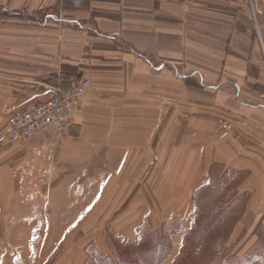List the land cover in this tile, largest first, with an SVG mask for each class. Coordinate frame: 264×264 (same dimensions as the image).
<instances>
[{"label":"crops","instance_id":"1","mask_svg":"<svg viewBox=\"0 0 264 264\" xmlns=\"http://www.w3.org/2000/svg\"><path fill=\"white\" fill-rule=\"evenodd\" d=\"M256 28L236 0H0V254L7 243L9 256L26 264L71 263L54 251L105 205L112 179L140 152L144 169L158 170L174 183V199L184 201L186 191L191 203L174 212L189 221L180 220L162 264H176L189 246L204 187L211 202L235 193L233 201L245 200L239 257L258 244L264 220L247 225L264 218V37ZM81 79L91 85L68 132L8 140L10 115ZM69 184H79L74 197ZM72 198L73 219H45L38 228L34 217L63 216ZM150 201L142 187L124 200L119 216L132 217L131 231L140 225L135 217L150 215ZM19 217L27 219L16 226ZM24 231L40 232L35 247ZM50 232L60 236L46 247Z\"/></svg>","mask_w":264,"mask_h":264},{"label":"rangeland","instance_id":"2","mask_svg":"<svg viewBox=\"0 0 264 264\" xmlns=\"http://www.w3.org/2000/svg\"><path fill=\"white\" fill-rule=\"evenodd\" d=\"M262 12L263 13L258 16L260 31L258 32L257 28L256 30L258 33L257 35L262 34V37H264L263 5ZM6 123L8 127V119ZM146 156V153H135L132 158L134 165H130L128 169H124L120 173V175H118L115 181L114 179H112V183L110 184V186H108L109 190L106 193L105 205L103 207H100V209H98L97 211L93 210L86 218L87 225L81 227L80 229H77V231L75 232H72L69 235L68 239H65L64 243L61 242L59 244L60 249H56L54 251V257L57 260L59 258L61 260V258L63 257H69L72 259L71 263L69 264H114L117 255L127 253L129 255H127L128 257L133 256V263L137 264V262L139 263V253L142 256V253L148 247V244H152V242H154L153 240L160 233L163 224H173L174 229H176V233V231L181 226V221L183 222V224L184 222L185 224L188 223L187 221H189V218H186L185 215L180 218L181 221L179 220V218L174 219L177 218L174 213L176 209L183 206L185 210H187L189 205L191 204L190 202H185V199H187L186 194L188 195V193L185 191L184 201H179L178 199L175 200L174 196H172L173 188L175 186L174 183L170 182L168 178L164 179L165 177L163 176H161L160 178V173H158V170L156 169H144V164H146ZM138 163L139 165H137ZM89 172L92 173L93 170H89L88 173ZM149 172L150 176L147 175ZM158 179H160V183H158ZM236 183L237 181H235L233 184L224 186V188L226 189L225 191H228L227 193L232 191L236 192ZM69 185V187L67 186L69 192L68 195L74 197L78 193L74 190V187L79 184ZM140 187L144 189H150V215L145 216L144 218L135 217V219L140 220V222L138 221L140 225L136 228L137 231H131V228L126 227V223L132 217H126L122 215L119 216V211L124 206L123 204L127 202H124V200ZM81 188V192L92 191L89 186L87 187L83 184H81ZM42 189L45 190L46 187H42ZM200 192L202 200L200 201V203H198L202 208L203 217L206 215L205 212H209V210H211L210 208L214 204V202H211V199L208 200L207 196V193L212 194L213 191L212 189H206V187H204L202 190H200ZM87 194L90 193L88 192ZM234 195L228 200L218 202V204L220 205H223L225 203V205L230 204L231 207L226 211L225 214H222V217L219 218L209 228L207 236H204L201 239L199 238L198 233L194 234L192 237L189 236L190 233L187 235L188 238L186 239L189 246L183 248L181 250V253L178 254L179 259H181H178V262L176 264H264V224L262 226L261 232L258 235L259 243L254 245L251 249L248 248L249 250L246 254H244L246 257L244 255L242 256V258L239 257L240 254L239 250L237 249L239 244L238 230L240 222L244 220L242 215L244 213V210L246 209L245 200L243 202H240L239 200L233 201V198L235 197ZM30 196H32V194H29L28 197L31 198ZM70 201L71 202H68L69 210L68 212H65L63 216H55L54 218H47L46 216L34 217V219L38 222L37 225H40L38 228L40 229V227H42L41 222L45 219H48L51 224H57L58 221L62 222L73 219L72 215L74 213V206L77 204V202L74 200V198H72ZM140 201H142L141 198L136 199L132 204L137 207V205H141L142 202ZM63 204H65V202H55V205L58 206L63 207ZM47 212H51V210H47ZM138 212H140V209L136 210V213ZM21 219L26 220L27 218H16V226H19L17 221L21 222ZM255 220L259 222L261 220H264V218H251V222H248L247 224L249 228L254 227L255 224L257 225V223H255ZM116 228L118 230L121 229L122 232L118 231ZM155 230L158 232H156ZM140 231H142L143 233L142 238L140 236ZM11 233L8 234L9 240L11 239ZM39 233L36 232L32 235L29 233L26 234V232L24 231V236H29L31 241H33V247H35V245L38 243ZM54 236L57 238L60 235L53 232H50V234L47 235L48 238H46L45 240L46 247L48 246L51 237ZM173 236L174 234H170V236L164 239L165 242L169 241V243H171V250L169 255L167 250H163V257L160 259V261L162 259H164L165 261L173 254ZM255 238L256 237L254 236L251 238V240ZM235 240L236 243H230L234 242ZM26 242L27 241L25 240H23L22 242L20 241V243L22 244H25ZM197 242L200 244L198 245V248H195V246L193 245ZM229 244L232 246L228 247ZM8 246L9 244L7 245V243L5 246L3 245L4 250H2L0 254V264H7V262H12V264H14V259H12V257H15L17 259V264H22L23 262L26 264L30 261V259H27V257L21 258L18 257V255L9 256V253H13V251ZM85 256L86 258H89L88 262L85 261L86 263H80V259L82 257L84 258ZM147 259L154 258L147 257ZM163 262L161 261V263Z\"/></svg>","mask_w":264,"mask_h":264},{"label":"built area","instance_id":"3","mask_svg":"<svg viewBox=\"0 0 264 264\" xmlns=\"http://www.w3.org/2000/svg\"><path fill=\"white\" fill-rule=\"evenodd\" d=\"M247 6L258 24L262 12V0H236ZM91 82L81 79L67 89L58 90L47 101L29 104L8 118L6 137L11 143L25 144L47 134H64L73 124L75 110L88 92Z\"/></svg>","mask_w":264,"mask_h":264},{"label":"trees","instance_id":"4","mask_svg":"<svg viewBox=\"0 0 264 264\" xmlns=\"http://www.w3.org/2000/svg\"><path fill=\"white\" fill-rule=\"evenodd\" d=\"M210 195V193H207V196ZM219 201H215L213 206L210 208L211 210H209V212H205V216H200L197 219V223H196V228L190 233V237H192L194 234L198 233L199 234V238H203L204 236L208 235L209 232V228L219 219L222 217L221 214H225L226 211L228 209H230L231 205L230 204H223L220 205L218 204ZM207 211V210H205ZM214 211V213H213ZM220 214V215H219ZM175 230L174 229V225L173 224H163L162 229L160 230V233L158 234V236L160 237H156L154 238V242H152V244H148V247L145 249V251H143L142 256L139 253L140 257L138 258L139 263L137 262V264H160L161 261L163 262L164 259H162L160 261V259L163 257L162 255V251L163 250H167L168 251V255L170 253L171 250V243H169V241L165 242V238H167L168 236H170V234H175ZM201 230V231H200ZM156 231V230H155ZM158 232V231H156ZM142 231H140V236L142 238ZM188 238V237H187ZM200 243H195L193 246H195V248H198ZM128 254H122V255H117L116 256V260L114 261V264H136L133 263V256L132 257H128ZM167 255V256H168ZM153 257L154 259H147V257ZM166 257V256H165ZM160 261V262H159ZM162 264V263H161Z\"/></svg>","mask_w":264,"mask_h":264}]
</instances>
